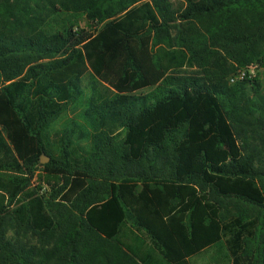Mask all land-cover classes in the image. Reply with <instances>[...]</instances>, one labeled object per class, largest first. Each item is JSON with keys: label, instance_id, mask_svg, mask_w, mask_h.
Listing matches in <instances>:
<instances>
[{"label": "trees", "instance_id": "obj_1", "mask_svg": "<svg viewBox=\"0 0 264 264\" xmlns=\"http://www.w3.org/2000/svg\"><path fill=\"white\" fill-rule=\"evenodd\" d=\"M255 64L264 0H0V264H151L125 225L156 264H264Z\"/></svg>", "mask_w": 264, "mask_h": 264}, {"label": "rangeland", "instance_id": "obj_2", "mask_svg": "<svg viewBox=\"0 0 264 264\" xmlns=\"http://www.w3.org/2000/svg\"><path fill=\"white\" fill-rule=\"evenodd\" d=\"M200 0H169V2L171 3L173 9L176 12H181L183 11L190 3H197ZM263 74V70L262 68L259 66V64H255L250 66L247 69L244 70H239L238 72H236L234 75H232L231 77H229L228 82L230 84L231 80H242V79H256V80H262L264 78ZM177 75L180 76H190V77H197L200 75V72L196 69H188V70H182L180 72L177 73ZM154 90L155 88H151V89H146L143 90L139 93H137V96H149L154 94ZM61 123L58 124L57 127H60ZM46 193V194H45ZM49 193V189L44 187L42 189L41 192H39L40 195L45 194V198H47ZM118 242L124 246V247H129L132 248L133 250H136L137 253L139 254V256L141 258H148L149 259V263L153 264V263H160V258L157 254H155L150 245L148 243H145L144 245H139V242H135L131 230L129 228V225H125L122 230L120 231V235L118 236ZM147 260V259H146Z\"/></svg>", "mask_w": 264, "mask_h": 264}, {"label": "water", "instance_id": "obj_3", "mask_svg": "<svg viewBox=\"0 0 264 264\" xmlns=\"http://www.w3.org/2000/svg\"><path fill=\"white\" fill-rule=\"evenodd\" d=\"M46 163H48V159H47L44 155H42V156L40 157V164H41V165H44V164H46Z\"/></svg>", "mask_w": 264, "mask_h": 264}, {"label": "built area", "instance_id": "obj_4", "mask_svg": "<svg viewBox=\"0 0 264 264\" xmlns=\"http://www.w3.org/2000/svg\"><path fill=\"white\" fill-rule=\"evenodd\" d=\"M240 80V79H239ZM237 81V80H236ZM235 82V80H231V83H234Z\"/></svg>", "mask_w": 264, "mask_h": 264}]
</instances>
